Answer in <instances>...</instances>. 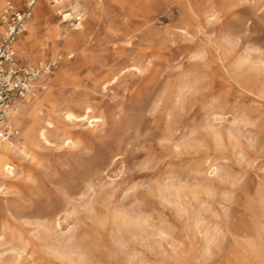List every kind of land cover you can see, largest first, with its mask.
Instances as JSON below:
<instances>
[{
  "label": "rangeland",
  "instance_id": "rangeland-1",
  "mask_svg": "<svg viewBox=\"0 0 264 264\" xmlns=\"http://www.w3.org/2000/svg\"><path fill=\"white\" fill-rule=\"evenodd\" d=\"M41 1L0 264H264V0Z\"/></svg>",
  "mask_w": 264,
  "mask_h": 264
},
{
  "label": "bare ground",
  "instance_id": "bare-ground-1",
  "mask_svg": "<svg viewBox=\"0 0 264 264\" xmlns=\"http://www.w3.org/2000/svg\"><path fill=\"white\" fill-rule=\"evenodd\" d=\"M47 1L48 0H42L39 4L42 7L43 6L42 3H45V2L47 3ZM54 1L56 2V4L53 5L56 8L55 10H60L64 6V3L70 2L72 11L69 12V13H67L66 12L67 10H66L65 11L66 14H63V17L64 18L77 17V19L80 20V22H81L83 16L86 14V8H85L86 3L83 0H54ZM3 3H4V0H0V15H1V10L3 9L2 8L3 5H4ZM59 12L60 13L61 12L63 13V11H61V10ZM43 16L44 15H43L42 9L39 6H37L33 18H31V20H29L28 23H27V25H26L25 31L32 32L34 30L35 26L43 19ZM80 22H78L77 25L80 26ZM59 26H58V28H59ZM68 27H67V29H68ZM63 30H65V29L63 28ZM49 31H50V33L54 34L56 37H58L60 35L62 36V34H63V33L61 34L62 31L60 29H57V28L52 29V28L49 27ZM2 32H3V27L0 24V33H2ZM67 35H68V33H67ZM65 38H67V37H65ZM40 46H41V44H40ZM14 48H15L16 57L19 60V63L20 64H21V61L20 60L25 61V60L28 59V56L30 54V50H28L25 47V43L22 40H20V41H17L16 40L14 42ZM68 50L69 51L67 52V55H65V56H67L66 58H64L63 56H60V57L57 58V60H55V62L58 61V59L65 60V62H66L68 58L73 57L77 53V50L74 47L73 48L70 47V48H68ZM29 68H33V67L29 66ZM41 69H45L44 72H43V74L40 75L39 79L33 84V87L25 95V97H23V98H17L13 103H11L9 105V107L7 109V119H6L7 120L6 122L9 125H10V123H13L14 125L18 124L19 123V117H20V115H22L28 107H33V110H35V111L36 110H40V106H42L43 102L44 101H48L49 97L51 96V88L53 86V82H54L53 77L54 76L51 77V74L52 73L49 72V70H50L49 66L41 67ZM65 116H66V118H69V119H71L72 117H76L75 116V113H72V112H69V111L65 112ZM45 122L49 126H52V122L50 120L46 119ZM15 130L17 131V135L12 140L2 141L0 139V170H3V172L6 171V172H8V174L9 173L10 174L14 173V171L16 169V168H14L13 161H12V158H11L12 153H14L15 150H20L22 153H24V154L27 155V152H28V151L27 152L25 151V147L23 145V139L25 137L24 134H23L24 132H20L17 129H15ZM46 130L47 129H45L44 131H42L40 133L44 137V139L47 142H49L50 141V138H49V136H48L49 139L47 138L46 133H48V132H45ZM26 134H27V132H26ZM8 176H10V175H8ZM177 194H178V192H177Z\"/></svg>",
  "mask_w": 264,
  "mask_h": 264
},
{
  "label": "built area",
  "instance_id": "built-area-1",
  "mask_svg": "<svg viewBox=\"0 0 264 264\" xmlns=\"http://www.w3.org/2000/svg\"><path fill=\"white\" fill-rule=\"evenodd\" d=\"M39 0H7L0 15V139L12 140L17 131L6 121L7 109L23 98L40 77L41 71L22 66L16 58L14 42L26 29Z\"/></svg>",
  "mask_w": 264,
  "mask_h": 264
},
{
  "label": "crops",
  "instance_id": "crops-1",
  "mask_svg": "<svg viewBox=\"0 0 264 264\" xmlns=\"http://www.w3.org/2000/svg\"><path fill=\"white\" fill-rule=\"evenodd\" d=\"M34 12H35V10H34ZM18 41V40H17Z\"/></svg>",
  "mask_w": 264,
  "mask_h": 264
}]
</instances>
